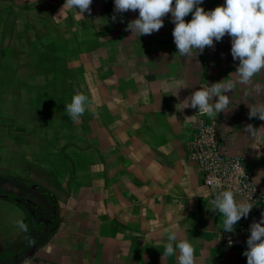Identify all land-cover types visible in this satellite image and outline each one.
Listing matches in <instances>:
<instances>
[{
  "label": "crops",
  "instance_id": "1",
  "mask_svg": "<svg viewBox=\"0 0 264 264\" xmlns=\"http://www.w3.org/2000/svg\"><path fill=\"white\" fill-rule=\"evenodd\" d=\"M65 2L0 0V174L45 186L57 212L53 234L21 264H178V250L162 258L170 232L193 245L195 264H247L243 219L225 245L223 217L185 154L192 108L177 106L230 73L236 79L230 37L182 57L170 14L139 37L125 30L139 10L114 22V0H93L90 15L65 8L59 16ZM253 82L264 86V71ZM77 93L91 103L74 122L65 106ZM225 94L220 143L247 158L264 192V121L249 119L247 107L264 103V93L238 84ZM249 124L260 129L255 137ZM0 188V241L20 233L14 254L31 230L17 226L26 216L9 197L28 189Z\"/></svg>",
  "mask_w": 264,
  "mask_h": 264
},
{
  "label": "clouds",
  "instance_id": "2",
  "mask_svg": "<svg viewBox=\"0 0 264 264\" xmlns=\"http://www.w3.org/2000/svg\"><path fill=\"white\" fill-rule=\"evenodd\" d=\"M92 2L93 0H66L59 16L65 8L77 9L81 17H84L85 13L90 15ZM203 2L204 0H175L173 6V0H114L115 14L112 20L115 22L116 14L139 10V17L130 21L125 30L130 31L131 36L140 37L158 32L164 26L163 18L170 14L171 22L175 25L172 32L173 41L177 54L182 57L191 56L194 52L200 55L206 47L214 48V41L221 42L225 35H228L231 39V56L234 61L239 62L234 72L236 79H231L233 73H230L228 78L194 91L185 101L177 104H183L184 109L198 108L199 113L212 118L229 112L230 98L225 93L234 90L238 84L248 86L256 95L264 93V86L253 82L254 77L264 71V0H225L223 6L209 11L199 6ZM189 14L192 19L185 22V17ZM90 103L86 95L77 93L72 97V102L65 106V110L75 122L82 117ZM247 107L249 119L258 118L264 121V103ZM259 130L251 124L244 129L252 137H255ZM211 204L213 212H218L223 217L221 230L226 233H234V225L242 218H247L254 207L248 202L238 203L235 193L231 190L219 192L211 200ZM262 225L264 213H261L258 222L253 221L249 227L247 250L242 253L247 258V264H264ZM17 226L24 232L28 231V226L22 220L17 221ZM167 240L162 258L172 256L178 250V264H195L193 245L187 240L176 243L178 236L175 232H170ZM232 244L229 238L228 246L231 247Z\"/></svg>",
  "mask_w": 264,
  "mask_h": 264
},
{
  "label": "built area",
  "instance_id": "3",
  "mask_svg": "<svg viewBox=\"0 0 264 264\" xmlns=\"http://www.w3.org/2000/svg\"><path fill=\"white\" fill-rule=\"evenodd\" d=\"M191 113L194 121L190 125V137L185 142V154L197 167L210 204L219 192L226 190L235 193L236 201L244 199L253 204L249 216L242 218L248 239L250 225L253 221L258 222L264 213V192L256 184L247 158L243 154H229L223 150L215 117L199 113L198 108L191 109ZM229 238L233 242L232 234L223 235L225 245H228Z\"/></svg>",
  "mask_w": 264,
  "mask_h": 264
},
{
  "label": "flooded vegetation",
  "instance_id": "4",
  "mask_svg": "<svg viewBox=\"0 0 264 264\" xmlns=\"http://www.w3.org/2000/svg\"><path fill=\"white\" fill-rule=\"evenodd\" d=\"M33 188L35 190L34 194L38 197V200L36 201L38 205H35V203H32L33 201L31 202V200L27 198L26 196H22V194L19 195V200L27 202L26 205L24 204L25 210L27 214L32 215V219L34 220V225L31 228V233H30L31 235L29 239L26 241V243L24 245L22 244L20 248L17 249L16 252L12 255L10 259L17 257L24 250H26L28 246L31 245L32 243L40 241V239L42 238L41 234L45 230H49L52 227L53 223H55V215L51 211L41 216H35L37 212L35 208L30 207L29 204H33L35 207H38L41 209L43 208L44 210H46L45 212H47V209H49V203L47 202V199L45 198L43 190H41L40 188H35V187ZM50 210L54 211V208H52L51 206Z\"/></svg>",
  "mask_w": 264,
  "mask_h": 264
},
{
  "label": "trees",
  "instance_id": "5",
  "mask_svg": "<svg viewBox=\"0 0 264 264\" xmlns=\"http://www.w3.org/2000/svg\"><path fill=\"white\" fill-rule=\"evenodd\" d=\"M27 182L28 181H26V180L11 178L9 176H3L2 175L0 177V187H6V188L8 187L10 190H11V188L12 189H16V188L20 189V188L24 187L23 191L28 189V192L27 193L25 192V194L23 193L22 195H24L27 198H29L31 200V202L33 201L32 203H35V205H38V203L36 202L38 200L36 198L37 196L34 194L35 190H34V188L31 185H28ZM7 183H9V184H7ZM16 185H17V187H16ZM44 195H45V198L47 199V202L49 204H52L53 202H52V200L50 198L51 196H49L47 194V191H44ZM9 198H10L11 201L16 203L21 209H23L25 213H27L26 210H25V206H24V204L26 205L27 202L19 200V195L16 194V192L15 193L13 192L12 196H10ZM29 205L32 208L35 207L33 204H29ZM53 213H54V211H53ZM31 228H32V226H31ZM55 228H56V226L53 225L49 230H45L41 234V237H42L41 239L45 240V242H46L50 238V236L53 234Z\"/></svg>",
  "mask_w": 264,
  "mask_h": 264
},
{
  "label": "rangeland",
  "instance_id": "6",
  "mask_svg": "<svg viewBox=\"0 0 264 264\" xmlns=\"http://www.w3.org/2000/svg\"><path fill=\"white\" fill-rule=\"evenodd\" d=\"M6 176V175H4V174H0V177L1 176ZM43 182L44 181H39V183L40 184H42L43 185ZM32 183V182H31ZM7 184H9V183H7ZM16 187H17V185H16ZM21 187V186H20ZM38 188H40L41 190H45V191H47V189H46V187L45 186H40V187H38ZM0 189H2V188H0ZM48 192V191H47ZM51 198V200H52V204H53V206L55 205L54 203H56V200H55V198H53V196H51L50 197ZM52 204H51V206H52ZM29 206V205H28ZM13 208H11V210H12ZM24 211V210H23ZM22 211H20V214L22 215V216H26V219H25V224L28 226V231L30 232V230H31V226H33L34 225V220L32 219V215H29V214H27V213H25V212H23V213H21ZM36 215L35 216H41V215H44V214H47L48 212H50V210H48L47 212H45V210H43V209H41V208H36ZM55 215H57V212H56V206H55V213H54ZM13 215V217L14 218H16V217H19V215L17 214H12ZM27 231V232H28ZM19 234L20 233H16L15 235H13V239H11V240H9V241H6V243H4V242H2V241H0V261H3V260H7V259H10L11 257H12V254H13V251L12 250H10V249H15L18 245V243L20 242L19 240H20V237H19ZM24 234H26V232L24 233ZM24 239H27L28 240V237H25Z\"/></svg>",
  "mask_w": 264,
  "mask_h": 264
},
{
  "label": "water",
  "instance_id": "7",
  "mask_svg": "<svg viewBox=\"0 0 264 264\" xmlns=\"http://www.w3.org/2000/svg\"><path fill=\"white\" fill-rule=\"evenodd\" d=\"M27 184L28 185H32L35 188H38L36 186V184L33 183V182L32 183L31 182H27ZM2 196H4V195H2ZM53 225H54V223H53ZM44 242H45V240H41V241H38V242H34L31 245H29L28 248L26 250H24L21 254H19L17 257H14V258L9 259V260L0 261V264H21L24 261H26L27 259H29L31 256H33L35 250L39 246H41L42 244H44Z\"/></svg>",
  "mask_w": 264,
  "mask_h": 264
}]
</instances>
